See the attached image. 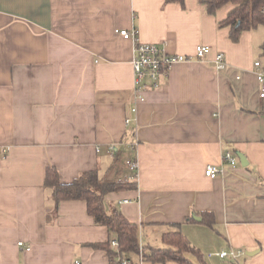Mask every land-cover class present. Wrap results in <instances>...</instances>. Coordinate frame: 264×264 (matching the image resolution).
<instances>
[{"label":"crops","instance_id":"1","mask_svg":"<svg viewBox=\"0 0 264 264\" xmlns=\"http://www.w3.org/2000/svg\"><path fill=\"white\" fill-rule=\"evenodd\" d=\"M201 1L0 0V264H120L101 248L115 252L114 237L94 225L85 203L63 201L54 213L44 187L49 167L65 184L86 172L104 177L118 153L119 178L135 188L109 193L103 204L137 225L141 250L162 247L178 225L206 264H264V98L256 80L264 27L233 43L218 27L231 6L209 15ZM131 29L169 54L211 51L172 66L135 103L133 44L117 34ZM216 53L226 63L220 72ZM225 152L243 154L247 166L231 167ZM128 159L137 164L133 179ZM208 165L222 174L205 177ZM222 251L239 253L237 262L216 256Z\"/></svg>","mask_w":264,"mask_h":264},{"label":"trees","instance_id":"2","mask_svg":"<svg viewBox=\"0 0 264 264\" xmlns=\"http://www.w3.org/2000/svg\"><path fill=\"white\" fill-rule=\"evenodd\" d=\"M165 3H175L183 7L184 0H165ZM201 4L209 15H215L218 10L227 5L231 6L226 17L218 23V27L229 30L228 38L233 43L239 41L243 32L264 26V0H202ZM119 156V153L115 156L108 174L104 177L99 176L97 172H86L68 184L60 181L56 169L47 168L44 187L51 191L53 212L56 213L58 204L63 201H83L94 225L106 228L109 235L113 236L117 242L118 247L114 250L115 252L110 251L108 243L101 247L107 252L111 262H114L116 257L121 260L129 255H136L139 256L140 261L151 264L167 262L206 264L198 250L180 232L178 225H173L174 231L162 235V247L148 246L141 250L137 225L129 222L118 208L104 207L105 195L135 188L134 181L119 178L121 174ZM200 215L203 216L202 222L211 224L208 219L206 220V216L210 217L211 214ZM189 255L195 256L196 261H192Z\"/></svg>","mask_w":264,"mask_h":264},{"label":"built area","instance_id":"3","mask_svg":"<svg viewBox=\"0 0 264 264\" xmlns=\"http://www.w3.org/2000/svg\"><path fill=\"white\" fill-rule=\"evenodd\" d=\"M117 34L126 41L133 44L132 52V72H133V101L135 103L143 102L145 100V92L157 89L161 81L168 78L169 72L172 66L180 63H188L193 59L202 60L206 55L210 54V48L204 45H198L195 48V52L190 55H177L169 54L165 51L160 44H146L142 43L138 39V33L136 29L131 30H119ZM215 68L217 71H223L226 69V63L223 54L216 53L214 56ZM255 69H260V64L257 62L254 64ZM256 80L259 85V97L264 98V71H258L256 73ZM136 110L134 109V112ZM130 120L126 119L125 124L129 125ZM132 149V146L130 147ZM108 153L114 155V149L110 146ZM223 161L228 163L231 167L237 164V157L231 152H225L223 155ZM125 167L130 172L129 179H133L137 164L133 159H128L125 162ZM222 174L221 169L216 165H208L204 170V175L207 178H217ZM22 244L19 243V246ZM110 246L113 249L118 247L115 240L111 241ZM238 254L234 251L225 252L222 251L216 256L220 259H230L235 261L238 258ZM120 264H130L128 260L118 259Z\"/></svg>","mask_w":264,"mask_h":264},{"label":"water","instance_id":"4","mask_svg":"<svg viewBox=\"0 0 264 264\" xmlns=\"http://www.w3.org/2000/svg\"><path fill=\"white\" fill-rule=\"evenodd\" d=\"M236 157H237V159H238V161H239L241 166H243V167L247 166L246 158L244 157L243 154L237 152L236 153ZM193 219L196 220V221H200V219L196 218V217H194ZM258 252H259V250H256V251H253V252H246L245 256L246 257H252V256H255L256 254H258Z\"/></svg>","mask_w":264,"mask_h":264},{"label":"rangeland","instance_id":"5","mask_svg":"<svg viewBox=\"0 0 264 264\" xmlns=\"http://www.w3.org/2000/svg\"><path fill=\"white\" fill-rule=\"evenodd\" d=\"M260 27H264V26H260ZM243 257H244V255H243ZM243 257H242V258H243ZM245 257H246V256H245ZM232 262H237V260H236V261H232ZM226 263H227V264H230L229 261H226Z\"/></svg>","mask_w":264,"mask_h":264}]
</instances>
